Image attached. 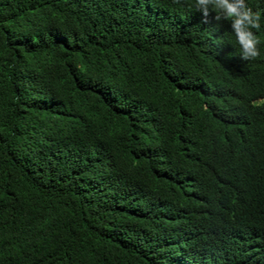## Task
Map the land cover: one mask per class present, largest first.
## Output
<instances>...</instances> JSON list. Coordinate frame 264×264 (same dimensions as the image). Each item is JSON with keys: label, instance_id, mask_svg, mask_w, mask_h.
Wrapping results in <instances>:
<instances>
[{"label": "trees", "instance_id": "obj_1", "mask_svg": "<svg viewBox=\"0 0 264 264\" xmlns=\"http://www.w3.org/2000/svg\"><path fill=\"white\" fill-rule=\"evenodd\" d=\"M215 15L0 0V264H264V18Z\"/></svg>", "mask_w": 264, "mask_h": 264}, {"label": "clouds", "instance_id": "obj_2", "mask_svg": "<svg viewBox=\"0 0 264 264\" xmlns=\"http://www.w3.org/2000/svg\"><path fill=\"white\" fill-rule=\"evenodd\" d=\"M180 3L181 0H174ZM195 6L208 23L211 12H215L217 22L231 21V29L239 44L241 58L245 61L260 57V37L256 34L261 29L264 12L253 10L247 0H195ZM255 30V31H254ZM264 104V100L259 101Z\"/></svg>", "mask_w": 264, "mask_h": 264}]
</instances>
